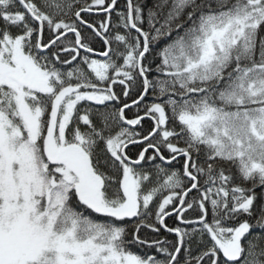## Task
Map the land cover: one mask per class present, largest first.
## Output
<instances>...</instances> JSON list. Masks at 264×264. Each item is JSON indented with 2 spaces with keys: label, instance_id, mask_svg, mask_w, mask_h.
Instances as JSON below:
<instances>
[{
  "label": "snow or ice",
  "instance_id": "1",
  "mask_svg": "<svg viewBox=\"0 0 264 264\" xmlns=\"http://www.w3.org/2000/svg\"><path fill=\"white\" fill-rule=\"evenodd\" d=\"M117 3L0 0V264H264V0Z\"/></svg>",
  "mask_w": 264,
  "mask_h": 264
},
{
  "label": "trees",
  "instance_id": "2",
  "mask_svg": "<svg viewBox=\"0 0 264 264\" xmlns=\"http://www.w3.org/2000/svg\"><path fill=\"white\" fill-rule=\"evenodd\" d=\"M81 3H83V0H81ZM126 4V0H118V3H117V10H125L126 9L124 8V5ZM84 18L86 20H95L97 22L99 21H102L105 16L104 14L100 13L98 14L97 12L93 11L92 13H89V14H84ZM111 20H112V23H116L118 18L116 16L115 13L112 14L111 16ZM3 24V21H0V25ZM11 31H13L14 33L17 31L15 28H12ZM116 30L115 29H112V32H115ZM120 32L123 33L124 32V29H120ZM82 36L83 38L85 39V42H88L90 44V46L94 49V50H98V51H103L104 50V46H103V43L102 41H100L98 38H94L91 34V30L90 29H82ZM45 40H47V32H45ZM68 39L69 40H72L74 41V34H69L68 35ZM162 45L160 44H157L155 46H153V51H152V54H150L148 56V60H153V57L155 56V60H154V65L155 63H159L160 62V59L158 56H156V51L161 47ZM83 51V50H81ZM90 58L91 59H104L103 57H98L94 54H89ZM146 63L148 61H145ZM76 62H74L75 64ZM85 68V70L87 71L86 69V66H83ZM115 91L119 94H121V99H123V96H122V86L120 85H117L115 87ZM136 95H138V93L136 91H133L132 94H131V98H135ZM151 99V93H149V96L146 97V100L145 102H148L149 100ZM136 111L135 108L131 109V110H126V115L131 118L133 113ZM171 126V123L170 125ZM127 127H131V126H127ZM151 128V121L148 120V119H145L143 122H142V127L141 126H136V128L134 129L135 131H138V132H142V133H145L146 134V131L147 130H150ZM177 130H179V126L177 125ZM139 151L138 148H133V146L130 145L129 147V154L130 155H135L137 152ZM149 155H151V150L149 151L148 153ZM165 156L168 155L167 152L164 153ZM178 161L179 162H174L172 164H167V165H163V167L167 168L168 170H173V169H180L182 171V163H183V158H178ZM157 163H161L159 160H157ZM145 167H148L147 165H145ZM140 169L137 168V171H139ZM151 170V168H149V171ZM161 181L163 179V177L160 178ZM159 195V194H158ZM196 193H195V190L193 191V193H191L188 197L189 200H191L193 198V196H195ZM197 215V212L195 211H192V210H189L187 213H186V216L188 218H195ZM209 220H211V216L209 215L208 217ZM126 223H130L128 221H126ZM166 223L169 225V226H175L173 224V220L172 219H168L166 218ZM178 223V222H177ZM145 234V231L142 230L141 232V235L143 236ZM151 235L155 236L156 234L152 233ZM159 238H163V239H167L169 241H175V236L174 234H169L167 233L166 231H164L163 229L160 230V233H159ZM134 252H141L142 250L139 249V248H136V247H133L132 249ZM152 253H155V249H151V250H148ZM197 248H196V245L195 243H193V255H196L197 254ZM183 256H184V253L181 252L180 253V257L181 259H183Z\"/></svg>",
  "mask_w": 264,
  "mask_h": 264
},
{
  "label": "rangeland",
  "instance_id": "3",
  "mask_svg": "<svg viewBox=\"0 0 264 264\" xmlns=\"http://www.w3.org/2000/svg\"><path fill=\"white\" fill-rule=\"evenodd\" d=\"M150 171H153V170L151 169ZM155 181H156V177L155 175H153L150 183L155 184Z\"/></svg>",
  "mask_w": 264,
  "mask_h": 264
}]
</instances>
